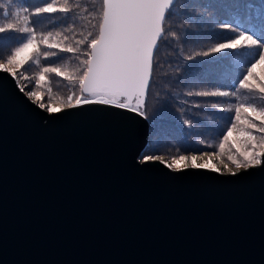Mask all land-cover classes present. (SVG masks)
I'll return each instance as SVG.
<instances>
[{
	"label": "water",
	"instance_id": "95a60500",
	"mask_svg": "<svg viewBox=\"0 0 264 264\" xmlns=\"http://www.w3.org/2000/svg\"><path fill=\"white\" fill-rule=\"evenodd\" d=\"M20 88L0 69V264H264V165L177 171L144 116Z\"/></svg>",
	"mask_w": 264,
	"mask_h": 264
},
{
	"label": "trees",
	"instance_id": "16d2710c",
	"mask_svg": "<svg viewBox=\"0 0 264 264\" xmlns=\"http://www.w3.org/2000/svg\"><path fill=\"white\" fill-rule=\"evenodd\" d=\"M0 3L7 5L8 0H0ZM48 3L57 9L69 7L72 11L67 14L59 11L39 16L33 14L32 10ZM221 3L223 6H220ZM22 7H28L30 11L21 12L20 22L14 26H34L36 30V40L34 45L30 46L31 51L25 50L20 54L19 62H23L24 68H27L24 76L28 79H23L26 92L31 89L41 94L45 101L64 104H67L69 96L82 97L84 94L72 85L79 84L81 71L85 67L82 63L85 59L82 53L88 46L77 44V41L85 38L90 40L97 36L102 21L103 0H14L8 10L11 13ZM3 11L4 9H0V26L13 19L10 15L6 20ZM257 14L264 17V0H177L169 10L167 16L170 18L164 23L168 34L159 41L154 57V65L158 66L154 67V83L147 96L145 111L150 123V138L144 156L166 154L170 157L211 150L212 147H207V144L215 143L216 139L227 134L228 121L231 118L234 120L237 106H256L250 101L239 100L244 99L245 89L240 88L237 83L239 69L243 64V53H233L222 59L210 56L196 57L190 61L185 57L189 54L195 56L199 51H207L216 43L238 34L217 29L218 23L235 25L239 22L241 28L264 36V33L259 31ZM249 15L253 17L251 22L247 19ZM24 16L29 17L27 25L23 21ZM49 32L52 33L49 42L58 45L55 49H48L42 42V36ZM57 32L60 35H56ZM26 36L27 34L12 32L6 34L5 38H0V60H4L15 47L25 42ZM59 47H72L77 51L61 53ZM48 51L57 55L46 59L43 53ZM49 65L59 67L61 72L71 79L66 80L63 75L56 77L54 73H45L41 78V69ZM18 70L20 72L24 69ZM210 91H226L230 95H186L189 92ZM74 102L75 99L72 103ZM213 103L218 104V107L213 108ZM186 120L187 124L184 123ZM240 130L234 131V137L241 146L246 137L240 134ZM203 140H207L204 145Z\"/></svg>",
	"mask_w": 264,
	"mask_h": 264
},
{
	"label": "snow or ice",
	"instance_id": "6c2138e0",
	"mask_svg": "<svg viewBox=\"0 0 264 264\" xmlns=\"http://www.w3.org/2000/svg\"><path fill=\"white\" fill-rule=\"evenodd\" d=\"M14 0H8V4L0 3V9H4L3 17L13 18L11 22L0 26V38H5L6 34L18 32L27 34L25 42L15 47L9 55L0 62V68L3 72H11L14 77L19 76L21 79L27 80L24 72L23 62L18 64L17 57L34 45L36 40L35 27H20L14 25L20 22V13H28V7L18 8L15 12L8 10L11 8ZM175 4V0H103L102 21L99 24L97 36L90 40L85 38L82 41H77V44H86L88 47L83 51L85 59L82 61L85 66L80 74L79 84H74L72 87L79 88V91L84 95L82 97L69 96L67 98L66 107L72 109L79 104L83 105H114L120 109H127L130 112L138 113L147 118L145 111L147 107V96L150 87L154 83L153 72L154 67V50L158 48V41L168 33L164 29V21L169 19L166 12ZM223 6V3L220 4ZM70 13L69 7H61L57 9L51 3L43 7H37L32 10L33 14L39 16L41 14H49L55 12ZM71 18V17H69ZM248 21L251 22L253 17L249 15ZM259 21V31L264 33V17L260 14L256 15ZM25 25L29 23V17L24 16ZM216 28L220 30H230L232 33H238L234 36H229L223 42H218L207 51H199L195 56L189 54L185 57L187 60H194L196 57H216L222 59L226 55L233 53H243L242 68L239 69L240 75L237 83L240 88H248V81L253 78V72L259 65H264V36L257 35L254 31L241 28L239 22L233 25L232 23H218ZM56 35H60L59 32ZM91 36V33H89ZM175 36L176 34L173 33ZM52 33L42 36V42L48 49L58 47L55 43L49 42V37ZM11 39V36H7ZM61 53H74L77 50L72 47H59ZM45 58L55 57V52H44ZM17 68H23V71L17 72ZM45 73H54L56 77L64 76V79H71L66 73H62L61 69L56 66H44L39 73L43 78ZM259 93L264 94V84L259 85ZM24 92V87L20 88ZM26 95L30 100L37 97V93L28 89ZM186 95H196L201 97H227L230 95L226 91H210L187 93ZM73 99L76 104H73ZM44 107V105H41ZM213 108L218 107V104L213 103ZM48 111L56 112L57 109H48ZM229 111V110H226ZM241 111H251L256 118L260 119V124L253 121H241L246 123L248 129L253 131L240 130V134L246 137V140L241 143L242 151H239L238 158L234 155L229 156V160L234 165V169L225 166L228 174L233 177H239L240 171H245L258 166L264 165V108H257L253 104L239 105L235 109L234 121L231 122V127L227 128V135H224V140L220 147L223 149L224 143L227 142L228 136L237 129L235 121H240ZM184 123H188L186 120ZM211 158V156L209 157ZM144 160H158L164 164L165 160L158 154L145 155ZM188 157L179 156L173 159L169 168L180 170V162L187 161ZM192 161L197 159L196 156L191 157ZM206 168L207 165H196L195 163L185 164L184 168ZM213 171L219 169L213 168ZM223 174V173H221Z\"/></svg>",
	"mask_w": 264,
	"mask_h": 264
},
{
	"label": "rangeland",
	"instance_id": "374dc122",
	"mask_svg": "<svg viewBox=\"0 0 264 264\" xmlns=\"http://www.w3.org/2000/svg\"><path fill=\"white\" fill-rule=\"evenodd\" d=\"M31 49L32 48L29 47L28 49H26V51L30 52ZM20 58H21V55H19L17 57L18 64L20 63L19 62ZM2 61L3 60H0V62H2ZM0 69H2V68H0ZM16 71L19 72L18 68ZM17 81H18L20 87L26 86V83L19 76H17ZM261 84H264V65H259L255 68V70L253 72V78H251L248 81L249 87L245 88L243 91L244 99L243 98L239 99L240 102L250 101L251 103L256 104V106L258 108L264 107V94L259 93V90H258L259 85H261ZM25 92H26V90H25ZM33 100L40 106L44 105V107H42V108L47 110V111H48V109L60 110L62 108H66V104H64L62 102L45 101L43 99L42 95L39 93H37V97L33 98ZM73 104H76V102H74ZM231 110H230V113H231ZM49 112H51V111H49ZM253 120L258 125L260 124V119L256 118L255 115H253L251 111L241 112L240 113V121H235L237 124V129H244V130L248 129L246 123H242L241 121H253ZM233 121H234L233 118H231V120L228 121V128L231 127V122H233ZM250 130H252V129H250ZM257 134L258 135H264V134H260V133H257ZM223 140H224V137L223 138L220 137L219 139L215 140V143L207 144V147H212L211 150H207V151H204L202 153L183 154L180 156H188V155L203 154V153H213V154H216L217 156H219L225 164H227L228 166L233 168V170H235L234 165L229 160V156L234 155L238 158H242V157H239V151H242V148L240 145H238V142L235 140L234 131L231 133V135L228 136L227 142L224 143L223 149H221L220 145L223 142ZM206 142H207V140H203L202 144L204 145V143H206ZM160 156L163 157L165 159V161H172L174 158L179 157V155H174V156L168 157V155H166V154H163Z\"/></svg>",
	"mask_w": 264,
	"mask_h": 264
},
{
	"label": "bare ground",
	"instance_id": "6f19581e",
	"mask_svg": "<svg viewBox=\"0 0 264 264\" xmlns=\"http://www.w3.org/2000/svg\"><path fill=\"white\" fill-rule=\"evenodd\" d=\"M196 156L197 159L195 161H192L191 157ZM211 156V158H209ZM187 161H181L180 162V168H184V165L195 163L196 165H201L205 164L207 165L206 168L208 169H219L218 172L223 173V174H228L227 168L225 167L227 164H225L222 159L217 156L216 154L213 153H203V154H194V155H188ZM165 160V159H164ZM173 162L172 161H165L166 164L171 165ZM228 166V165H227ZM230 167V166H228Z\"/></svg>",
	"mask_w": 264,
	"mask_h": 264
}]
</instances>
